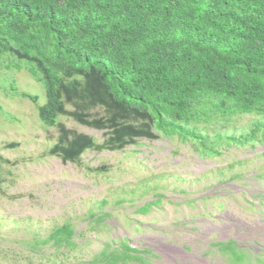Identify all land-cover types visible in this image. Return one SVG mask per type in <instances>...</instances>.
Here are the masks:
<instances>
[{
	"label": "trees",
	"instance_id": "obj_1",
	"mask_svg": "<svg viewBox=\"0 0 264 264\" xmlns=\"http://www.w3.org/2000/svg\"><path fill=\"white\" fill-rule=\"evenodd\" d=\"M0 69H24L42 84L38 117L57 127L49 153L64 162L160 138L189 141L204 159L253 146L258 134L264 144V0H0ZM240 115L259 118L251 133L228 130ZM61 116L106 137L97 142ZM156 201L136 210L147 213ZM100 213L89 214V224L111 214ZM78 234L66 222L30 250L74 248ZM130 241L74 264H149V250Z\"/></svg>",
	"mask_w": 264,
	"mask_h": 264
},
{
	"label": "rangeland",
	"instance_id": "obj_2",
	"mask_svg": "<svg viewBox=\"0 0 264 264\" xmlns=\"http://www.w3.org/2000/svg\"><path fill=\"white\" fill-rule=\"evenodd\" d=\"M18 92L37 96V101ZM45 102L42 84L26 70L0 69V264L89 261L107 243L118 245L124 236L132 246L153 251L149 264H179L184 253L192 264H199L197 259L208 264H264L260 134L253 146L224 148L221 155L206 159L189 141L160 138L140 140L124 150H88L79 163L64 162L49 153L58 129L38 117ZM257 120L240 115L227 127L249 134ZM59 121L97 142L106 137L105 130L83 126L70 116ZM237 173L241 176H234ZM156 192L160 194L154 197ZM154 199L159 201L147 213L136 210ZM102 211L111 213L104 223L89 224V214ZM66 222L79 233L75 240L80 246L47 244L32 254L35 240ZM167 245L174 250V260Z\"/></svg>",
	"mask_w": 264,
	"mask_h": 264
},
{
	"label": "bare ground",
	"instance_id": "obj_3",
	"mask_svg": "<svg viewBox=\"0 0 264 264\" xmlns=\"http://www.w3.org/2000/svg\"><path fill=\"white\" fill-rule=\"evenodd\" d=\"M227 231V230H226ZM242 235V234H241ZM240 237V235H238ZM159 241V240H158ZM168 246V245H167ZM172 248V247H171ZM167 251L172 255V260H174V258H177L175 257V254H174V250L173 249H169L168 247H166ZM176 253V251H175ZM181 254V253H180ZM169 255V256H171ZM183 255V254H182ZM189 254L187 253H184L183 255V262L182 263H179V264H192L189 260H187V257ZM167 258V257H166ZM171 258V257H170ZM180 259V258H179ZM165 260V259H164ZM170 261V260H169ZM173 262V261H172ZM194 262V261H193ZM201 262H204L205 264H208L207 263V260H202V259H197V263L201 264ZM196 263V262H195ZM172 264V263H171ZM211 264V263H210Z\"/></svg>",
	"mask_w": 264,
	"mask_h": 264
},
{
	"label": "clouds",
	"instance_id": "obj_4",
	"mask_svg": "<svg viewBox=\"0 0 264 264\" xmlns=\"http://www.w3.org/2000/svg\"><path fill=\"white\" fill-rule=\"evenodd\" d=\"M221 206L223 205V203H219ZM134 247H137V246H134ZM168 247V246H167ZM149 250V252L151 253L150 255H149V257H150V262L149 263H151L152 261H151V258H152V252L153 251H151V249H148Z\"/></svg>",
	"mask_w": 264,
	"mask_h": 264
},
{
	"label": "flooded vegetation",
	"instance_id": "obj_5",
	"mask_svg": "<svg viewBox=\"0 0 264 264\" xmlns=\"http://www.w3.org/2000/svg\"><path fill=\"white\" fill-rule=\"evenodd\" d=\"M161 246L164 248L163 244H161ZM137 248L142 249V250L146 249L145 247L144 248L137 247Z\"/></svg>",
	"mask_w": 264,
	"mask_h": 264
}]
</instances>
